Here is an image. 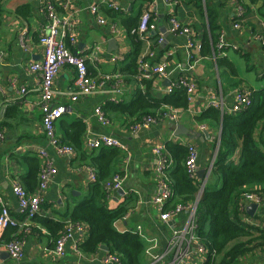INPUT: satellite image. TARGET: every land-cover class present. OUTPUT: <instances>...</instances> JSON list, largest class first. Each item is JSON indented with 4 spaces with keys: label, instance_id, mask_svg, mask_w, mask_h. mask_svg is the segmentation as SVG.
Segmentation results:
<instances>
[{
    "label": "crops",
    "instance_id": "1",
    "mask_svg": "<svg viewBox=\"0 0 264 264\" xmlns=\"http://www.w3.org/2000/svg\"><path fill=\"white\" fill-rule=\"evenodd\" d=\"M69 1L67 10L58 6V11L70 14L74 22L75 40L73 44L67 41V47L87 57L91 52H96V60L88 58L86 61L90 76L99 78L102 75L116 74L117 77L105 81L97 92L80 96L73 102L69 94L73 89L74 72L69 66H63L59 70L54 79L51 103L53 106H64L67 110L58 120L59 125L55 124V135L62 143L67 144L66 132L71 129L70 124L80 120L85 126L80 148L74 147L73 156H63L55 151L44 135L39 107V79L27 69L29 61L40 60L44 53L43 47L38 43L46 25V19L40 10L42 0H0V128L3 133L0 145V195L5 199L12 220H21L22 214L11 185L18 182L28 189L25 186L28 175L32 174L35 167L36 170L41 169V150L45 151L56 169L44 192L40 211L32 220L31 226L19 234L22 263L103 264L102 257L108 250L99 247L95 252L81 251L79 254L74 249L77 242L79 245L86 240L88 231L85 227L81 232L75 231L66 240L62 256L51 255L49 251L54 246L58 232L56 235V231L51 233L44 224L70 221L68 218L72 209L87 197L93 182L89 181L85 168L90 166L92 157H99L103 147L90 151L85 147L84 141L106 135L117 139L123 146L122 149L112 148L117 155L111 165V177L120 176L121 185L108 193L107 204L109 208H114L127 201L128 206L127 213L116 219L112 226L119 233L138 234L144 244L142 264H150L156 257L159 262L154 264H164L175 252L176 245L171 243L172 233L185 226L188 214L183 211L163 221L153 206L152 198L157 189L154 175L157 157L152 147L157 144L163 146L168 158L167 171L170 172L176 164L165 143L193 145L197 150L196 171H203L202 178L196 175V171L191 178L198 187L196 196L203 183L204 186L215 189L220 186L219 179H210V171L206 173L211 169L217 153L215 150L219 143L220 125L208 119L198 120L196 117L207 109L206 101L209 96L222 97L225 106L229 107L237 91L250 92L252 96V92L264 90V0H176L171 14L170 8L162 0H118L121 6L119 12L101 8L109 22H115L123 29L116 36L108 31L106 25L98 24L89 10V6L99 0ZM238 5L243 9L240 18H236ZM22 6L26 8L25 15L17 13V9ZM147 10L151 14L154 29L150 35H141L137 30L138 19ZM170 16L190 27L193 37L200 45V50L194 51L191 59L186 50L187 36L170 30ZM208 16L215 21L219 27L218 35L221 33L227 44L223 55L213 56V47L210 56L201 55L202 37L204 34L210 36ZM122 19L135 20L137 23L135 31H131L139 42L135 75L130 72L128 56L133 45ZM235 23L239 27H235ZM159 37L163 38L160 44L157 42ZM113 55L121 57L114 63L110 60ZM139 60L148 66L165 64L167 78L151 73L148 78L137 80ZM177 64L191 66L190 70L184 72L196 81L198 88L196 97L186 108L176 109L175 118H165L134 130L133 117L110 109L111 105L129 103L137 92H144L143 81L147 79L151 80L150 92L153 96L160 98L167 94V86L182 75V71L175 68ZM21 87L27 89L23 95L19 92ZM118 87L121 93L115 92ZM98 106L108 118V125L100 124L93 116V111ZM188 132L191 133L190 137ZM205 133L209 135L208 138ZM231 159L235 164L240 162L238 153H234ZM262 194L263 200L257 202L252 215L245 209L252 203L250 201L243 202L242 209H238L244 224L259 229L264 228V193ZM195 246L196 243L188 236L181 242V248H186L194 261H198L192 254ZM263 259L264 245L253 248L246 255L237 258L236 262L247 264ZM0 264H13L2 244Z\"/></svg>",
    "mask_w": 264,
    "mask_h": 264
},
{
    "label": "trees",
    "instance_id": "2",
    "mask_svg": "<svg viewBox=\"0 0 264 264\" xmlns=\"http://www.w3.org/2000/svg\"><path fill=\"white\" fill-rule=\"evenodd\" d=\"M25 10L22 6L17 9V13L25 15ZM122 22L133 45V50L128 56L130 72L135 75L139 42L131 31H135L137 23L131 19H122ZM207 22L210 36L204 34L202 37L203 56L211 55V47L214 49L218 39L219 27L209 16ZM143 83L144 92L139 91L131 102L111 105L110 109L127 114L136 122L143 116H159L163 113V105L175 109L187 107L188 102L183 90L176 89L157 98L150 92L151 80H144ZM196 118L214 121L221 129L217 153L209 174L210 179H219L220 186L215 189L205 185L197 198L195 210V235L207 248L200 264H237V258L257 246L264 245V228L244 224L238 210L240 207L242 209V203L245 202L242 200L243 193H264V90L252 92V104L241 111L220 116L217 109L208 107ZM70 126L71 129L66 132L67 144L79 149L85 129L84 123L76 120ZM165 146L176 164L174 169L168 172L173 195L164 209L170 210L176 204L194 202L198 187L194 180L188 177L184 167L187 147L172 142L165 143ZM101 150L99 157L90 159V166L95 168L97 180L91 183L87 197L72 209L68 218L72 224H81L88 231L86 240L78 247L83 252L92 253L104 244L108 252L117 254L124 264H142L144 244L138 234L119 233L112 226L116 219L127 213L128 206L126 201L114 208L108 207V192L103 183L111 177V165L117 152L105 147ZM234 153H238L239 164H235L231 159ZM38 171L39 168L36 170L35 167L32 174L28 175L25 186H28L29 192H33L37 186ZM65 224L63 221L46 222L44 225L51 233L56 231L55 235L57 232L59 235ZM20 233L16 227H9L0 241L7 242L19 237Z\"/></svg>",
    "mask_w": 264,
    "mask_h": 264
},
{
    "label": "built area",
    "instance_id": "3",
    "mask_svg": "<svg viewBox=\"0 0 264 264\" xmlns=\"http://www.w3.org/2000/svg\"><path fill=\"white\" fill-rule=\"evenodd\" d=\"M165 5L170 8V14L172 11V5L176 0H162ZM69 0H42L41 12L46 19V25L44 31L38 38V43L43 47V57L37 61H29L27 64V69L30 73L34 74L39 79V92H40V111H41V123L44 130V135L47 138L49 144L55 149V151L63 156H73L75 148L72 145L62 143L55 135V124L62 117L63 113L66 112L67 108L64 106H53L52 99L54 94V79L63 66H69L74 72L73 89L69 94L71 101H76L80 96H87L92 93L97 92L103 85L104 82L111 79L112 77H117L116 74L102 75L99 78L92 77L88 73V67L86 61L88 58L90 60H96V52H91L89 57L79 55L67 47V41L74 43L75 33H74V22L71 19V15L67 13H60L58 11V6L62 10H67L69 6ZM105 7L107 9L113 10V12H119L121 6L118 0H99L98 3H94L89 6L90 12L94 15L98 24L106 25L108 31L113 35H120L123 29L117 25L115 22H109L101 12V8ZM243 15V9L241 6L236 7V18H240ZM170 30L184 34L187 36L186 50L188 58L191 59L193 52L200 50V45L192 35L190 27L180 23L173 16L169 17ZM235 27H239L238 23L234 24ZM154 24L151 20V14L149 10L144 11L140 14L137 24V30L141 35H150L153 32ZM264 29V27H263ZM23 40V36L20 37V41ZM163 38L159 37L157 42L162 43ZM227 46L224 37L221 33L218 35L217 42L213 49V56L223 55V49ZM97 49V48H96ZM121 56L113 55L111 56V62H117ZM177 70L182 71V75L174 82H171L165 92L167 94L172 93L176 89H181L184 91L187 102L190 104L197 94V84L196 81L185 74L184 71L191 69V66L184 67L180 64L175 66ZM158 74L161 77L167 78L168 72L166 71L165 64H157L155 66L146 65L142 60H139V72L136 75V79L148 78L149 74ZM21 95L27 92L25 87L19 89ZM115 92H120V87L115 89ZM252 104V96L250 92L237 91L234 94L233 102L229 107H226L223 103V99L220 96L212 95L209 96L206 101V107H211L217 109L220 115L224 113H235L249 107ZM163 113L157 117L144 116L139 121L132 125V129L138 130L143 127H147L151 124L156 123L159 120L165 118H175L177 111L168 105L162 106ZM93 116L102 125H108L109 120L104 115L102 109L98 106L93 111ZM3 140V133L0 128V145ZM85 147L94 151L102 147L117 148L122 149V144L110 136L101 135L94 138H88L84 141ZM187 155L184 161V167L187 175L193 178L196 171V159L197 150L196 148L188 144ZM152 151L156 154L157 163L154 168V175L157 182V189L154 197L152 198V204L159 212V217L161 220L166 221L170 217L176 215L180 212H187L188 219L183 228L177 229L172 233L171 243L175 246V252L172 257L164 264H200L207 252V248L204 243H202L195 235V210L196 203L189 202L184 205L176 204L170 210L164 209L165 204L172 198L173 191L170 184V179L168 177V158L167 154L164 152L162 145L157 144L152 147ZM42 157V166L38 175V183L33 192H28L20 183L14 182L11 185V191L17 199L22 218L19 221L12 220L10 217V210L5 202V199L0 195V239L4 231L9 227H16L17 231L22 232L27 230L31 224L34 217L40 211V207L43 201L44 192L48 187L51 179L56 173V169L52 166L51 162L46 156L44 150L40 153ZM88 174V179L90 182H95L97 180L96 170L92 166H87L85 168ZM121 185V178L118 175H114L111 179L104 182L105 190L110 193ZM199 197L196 196V198ZM242 200L245 202H259L263 200V194H257L254 192H245L242 194ZM84 226L81 224H72L70 221L66 222L63 230L54 240V246L49 251L54 257H60L64 253V246L66 240L72 237L75 231L81 232ZM188 236L191 241L196 243L193 249V256L198 258V261H194L192 255L186 248H181L182 240ZM8 254V256L13 261V264H23L22 263V243L19 237L12 238L11 240L1 243ZM74 249L77 253H82L78 247V242ZM159 262V258L156 257L150 264ZM103 264H124L115 253L106 252L102 257ZM247 264H264V259L259 262L247 263Z\"/></svg>",
    "mask_w": 264,
    "mask_h": 264
},
{
    "label": "water",
    "instance_id": "4",
    "mask_svg": "<svg viewBox=\"0 0 264 264\" xmlns=\"http://www.w3.org/2000/svg\"><path fill=\"white\" fill-rule=\"evenodd\" d=\"M113 41H115V39L113 38ZM187 135L190 137V135H191V133L190 132H188L187 133ZM208 134L207 133H205V137L206 138H208ZM217 147H218V144H217V146H216V150H215V152L217 151ZM215 155V154H214ZM214 158V157H213ZM211 167V166H210ZM209 171H210V168L208 169V171L206 172L207 174L209 173ZM196 175L197 176H199L200 178H202V175H203V171H196ZM205 179V178H204ZM203 188H204V183H203V185H201V187H200V189H199V194L202 192V190H203ZM195 205H197V198H196V200H195ZM257 208V203H254V202H252V203H249L247 206H246V211L250 214V215H252V213L254 212V210ZM100 248L102 249V250H108V248H107V246L106 245H104V244H102V245H100Z\"/></svg>",
    "mask_w": 264,
    "mask_h": 264
},
{
    "label": "rangeland",
    "instance_id": "5",
    "mask_svg": "<svg viewBox=\"0 0 264 264\" xmlns=\"http://www.w3.org/2000/svg\"><path fill=\"white\" fill-rule=\"evenodd\" d=\"M56 125H57V126L59 125V121H57Z\"/></svg>",
    "mask_w": 264,
    "mask_h": 264
}]
</instances>
